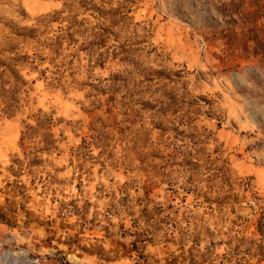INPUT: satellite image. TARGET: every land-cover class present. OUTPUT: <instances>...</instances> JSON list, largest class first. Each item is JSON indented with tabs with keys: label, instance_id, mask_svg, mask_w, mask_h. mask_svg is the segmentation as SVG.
Returning <instances> with one entry per match:
<instances>
[{
	"label": "rangeland",
	"instance_id": "rangeland-1",
	"mask_svg": "<svg viewBox=\"0 0 264 264\" xmlns=\"http://www.w3.org/2000/svg\"><path fill=\"white\" fill-rule=\"evenodd\" d=\"M263 215L264 0H0L9 264H264Z\"/></svg>",
	"mask_w": 264,
	"mask_h": 264
},
{
	"label": "built area",
	"instance_id": "built-area-1",
	"mask_svg": "<svg viewBox=\"0 0 264 264\" xmlns=\"http://www.w3.org/2000/svg\"><path fill=\"white\" fill-rule=\"evenodd\" d=\"M11 254V251L0 242V264H9V256Z\"/></svg>",
	"mask_w": 264,
	"mask_h": 264
},
{
	"label": "trees",
	"instance_id": "trees-1",
	"mask_svg": "<svg viewBox=\"0 0 264 264\" xmlns=\"http://www.w3.org/2000/svg\"><path fill=\"white\" fill-rule=\"evenodd\" d=\"M5 110H8V107ZM45 119L48 120L47 118H45ZM263 218H264V215H263ZM263 226H264V221L263 220H260L259 221V224H258V230L261 231L262 228H263ZM262 256H264V254H262Z\"/></svg>",
	"mask_w": 264,
	"mask_h": 264
}]
</instances>
